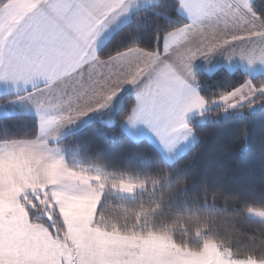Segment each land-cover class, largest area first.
Instances as JSON below:
<instances>
[{
  "label": "snow or ice",
  "instance_id": "obj_1",
  "mask_svg": "<svg viewBox=\"0 0 264 264\" xmlns=\"http://www.w3.org/2000/svg\"><path fill=\"white\" fill-rule=\"evenodd\" d=\"M122 3L0 0V79H42L49 96L37 104L36 138L0 144V264H161L153 242L137 243L97 222L107 176L68 167L49 138L61 123L103 106L123 84L139 83L126 119L145 122L167 143L187 135L186 114L208 103L186 83L193 57L241 42L234 51L264 61V16L250 0H178L188 22L155 34L151 47L132 43L99 57L96 36ZM258 90L264 84L246 80L216 99L235 106ZM64 105L71 107L62 111ZM111 187L131 191L133 185L121 179ZM248 261L264 264L255 257L239 264Z\"/></svg>",
  "mask_w": 264,
  "mask_h": 264
},
{
  "label": "trees",
  "instance_id": "obj_2",
  "mask_svg": "<svg viewBox=\"0 0 264 264\" xmlns=\"http://www.w3.org/2000/svg\"><path fill=\"white\" fill-rule=\"evenodd\" d=\"M251 5L264 16V0ZM177 6V0H160L135 11L98 55L110 56L132 43L151 47L155 34L184 23ZM248 79L264 84V75L219 67L211 74L198 71L196 87L211 105ZM132 104V97H125L112 125L93 121L59 142L68 167L90 173L99 169L108 178L97 222L122 234H162L191 251L213 242L237 258L264 253V220L248 215L250 209L264 212V95L228 111L212 107L190 121L197 143L172 163L148 140L133 141L123 131L120 123ZM37 134L34 116L0 117V141ZM126 178L138 186L129 197L111 187V181ZM221 238L231 240V250L221 246Z\"/></svg>",
  "mask_w": 264,
  "mask_h": 264
},
{
  "label": "crops",
  "instance_id": "obj_3",
  "mask_svg": "<svg viewBox=\"0 0 264 264\" xmlns=\"http://www.w3.org/2000/svg\"><path fill=\"white\" fill-rule=\"evenodd\" d=\"M159 1L160 0H123L122 6L104 21L103 27L96 36L93 44L96 55L99 56L98 51L102 45L119 27L123 26L130 20L131 15L135 11L156 4ZM252 2L253 0H250V4H252ZM177 11L185 19V23L188 22L189 17L183 7L177 6ZM198 44L199 39L195 40L192 46L195 47ZM241 46V42H232L230 44L220 45L206 54L193 57L190 65V74L185 78L188 86L194 89L200 95L196 87V73L198 71H203L204 73L211 74L219 67H223L228 71L241 70L251 75H264V61L258 58L249 60L246 56L239 55L234 50L240 48ZM257 46L259 45L257 44ZM160 50L161 53H163V47H161ZM247 81H250L253 84L250 79ZM44 83L45 81L42 79H37L28 82L27 84H25L23 81L0 79V98H2L1 96H6L4 100L0 101V117L13 114L30 115L36 117L39 124L37 104L40 102L46 103L49 100L46 90L43 89ZM50 87H59V84L57 82L55 85H51ZM139 87V83L137 85L125 83L122 85L118 94L103 106L94 108L92 111H88L86 114L78 116L71 121L61 123L55 129L54 136L50 137L48 141L49 144L53 145L56 149L54 154L62 158L65 163L64 154L59 142L69 133L77 131L85 124L93 121L100 122L104 125H112L116 120V115L122 106L124 98L131 96L134 103ZM34 88L38 91H33ZM256 94L264 95V91H256L252 97L244 101L237 102L235 106H226L219 100L215 101L211 105L206 103L202 109L188 112L185 117L186 122L190 127V121L202 117L208 111V109L215 106H221L224 110H232L241 107L242 105L250 102ZM70 107L71 105H64L61 110L67 111ZM128 115L129 113L121 120L120 123L123 131L128 135V137L133 141H140L143 139L148 140L153 146L157 148L164 159L168 162L175 161L186 151L194 147L197 143V137L191 127V131L187 135L183 132H180L177 136L165 143L159 139L155 133V130L150 125L143 121H131L126 119ZM6 142L8 141H0V144H4ZM133 237L136 238L137 243H140L142 239L153 242V239L149 238L150 236ZM154 244L157 246V251L161 253L164 248H162L160 243L156 240L154 241ZM217 249L219 251H223L219 248ZM137 251H139V249H137ZM218 255L221 256L222 254L219 253ZM228 262L230 264H235L234 261L231 260Z\"/></svg>",
  "mask_w": 264,
  "mask_h": 264
},
{
  "label": "rangeland",
  "instance_id": "obj_4",
  "mask_svg": "<svg viewBox=\"0 0 264 264\" xmlns=\"http://www.w3.org/2000/svg\"><path fill=\"white\" fill-rule=\"evenodd\" d=\"M260 95H263V94H256L251 100H253L254 98ZM203 120L204 119H202L201 121ZM168 163H172V162H168ZM125 181L132 183L133 187L131 191L121 190L119 187L113 188V189L114 191L122 195H125L128 197L132 196L133 192L138 188V186L137 184H135L134 182H132V180L128 178H126ZM248 215L264 220V212L259 211V210L250 209L248 211ZM129 236L142 237V235L141 236L140 235H129ZM145 236H148V237L150 236L149 238L153 239V243L155 240L158 241L160 243V246L164 248L163 251L161 252V257H160L161 264H230L228 262L229 260L234 261L235 264H238L239 261L246 259V258H237V257L232 256V254L228 250L222 249L220 246H218L217 244L213 242L204 244V246L202 247L200 251H191L189 249H184V248L179 247L178 245L173 243L169 237L162 235V234L147 233ZM217 248L223 251H219ZM219 253H221L222 255L221 256L218 255ZM248 264H253V262L248 261Z\"/></svg>",
  "mask_w": 264,
  "mask_h": 264
},
{
  "label": "clouds",
  "instance_id": "obj_5",
  "mask_svg": "<svg viewBox=\"0 0 264 264\" xmlns=\"http://www.w3.org/2000/svg\"><path fill=\"white\" fill-rule=\"evenodd\" d=\"M100 211H101V208H100ZM102 215H103V214L101 213V216H102ZM221 239L223 240V244H222L221 246H222V247H228L229 250H231V240L228 239V238H221ZM244 255H245V257H246L247 255H252V256L255 257V259H256L257 261H264V253H261V254L257 255L256 253H253V252H247V253H245Z\"/></svg>",
  "mask_w": 264,
  "mask_h": 264
}]
</instances>
